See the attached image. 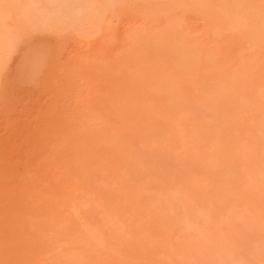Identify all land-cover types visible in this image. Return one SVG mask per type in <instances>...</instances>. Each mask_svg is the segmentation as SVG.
Returning <instances> with one entry per match:
<instances>
[{
    "label": "bare ground",
    "instance_id": "bare-ground-1",
    "mask_svg": "<svg viewBox=\"0 0 264 264\" xmlns=\"http://www.w3.org/2000/svg\"><path fill=\"white\" fill-rule=\"evenodd\" d=\"M43 31L74 34L77 107L0 204V264H264V0H0V76Z\"/></svg>",
    "mask_w": 264,
    "mask_h": 264
},
{
    "label": "rangeland",
    "instance_id": "rangeland-1",
    "mask_svg": "<svg viewBox=\"0 0 264 264\" xmlns=\"http://www.w3.org/2000/svg\"><path fill=\"white\" fill-rule=\"evenodd\" d=\"M58 13L56 9L50 12L55 16ZM79 17L78 9H73L70 18ZM26 34L27 36L22 33L24 36L22 39L23 36L18 37L21 35L18 34L16 44L12 45L11 54L0 76V204L9 202L11 195V198L15 195L17 198L19 193L16 189L19 188L18 192L23 191V186L30 181V176L25 177L24 174H34L31 171H34L40 157L44 155L40 156L45 150L47 136L54 125L61 116L62 119L65 117L63 112L68 105L77 107V100L70 95V91L68 94V90L63 88L65 82L59 77V75L62 77V74L58 75L62 69L59 67L60 63H64L68 55L75 50L74 34L63 31ZM60 81L63 89L60 88ZM56 90L59 92L58 95ZM60 112L62 114H59ZM12 187L15 188L14 191L11 190ZM8 192H13L14 196L12 193L8 196Z\"/></svg>",
    "mask_w": 264,
    "mask_h": 264
}]
</instances>
